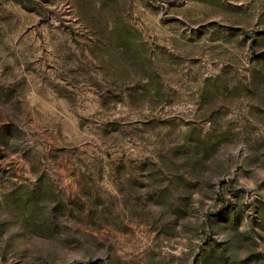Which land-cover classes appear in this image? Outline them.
Listing matches in <instances>:
<instances>
[{
	"label": "rangeland",
	"instance_id": "rangeland-1",
	"mask_svg": "<svg viewBox=\"0 0 264 264\" xmlns=\"http://www.w3.org/2000/svg\"><path fill=\"white\" fill-rule=\"evenodd\" d=\"M0 0V264H264V0Z\"/></svg>",
	"mask_w": 264,
	"mask_h": 264
},
{
	"label": "trees",
	"instance_id": "trees-1",
	"mask_svg": "<svg viewBox=\"0 0 264 264\" xmlns=\"http://www.w3.org/2000/svg\"><path fill=\"white\" fill-rule=\"evenodd\" d=\"M18 1L20 5L25 9L33 10L38 13H43L45 11L43 5L37 0H18Z\"/></svg>",
	"mask_w": 264,
	"mask_h": 264
}]
</instances>
